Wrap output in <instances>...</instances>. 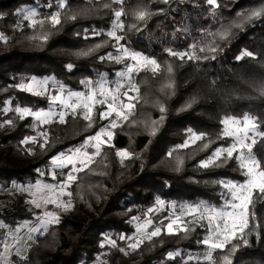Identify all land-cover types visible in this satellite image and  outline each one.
<instances>
[{
  "label": "trees",
  "instance_id": "trees-1",
  "mask_svg": "<svg viewBox=\"0 0 264 264\" xmlns=\"http://www.w3.org/2000/svg\"><path fill=\"white\" fill-rule=\"evenodd\" d=\"M60 2L0 0V33L7 37L0 40V109L9 108L0 111V121H12L0 128L2 187L10 182L36 181L53 156L79 146L103 126L96 108L91 128L82 118L68 115L65 124L53 121L42 128L47 133L46 144L44 138L22 143L33 134L31 122L29 117L20 119L15 109H44L47 100L18 89L21 78L52 77L70 90H79L82 81L120 69L119 63L100 59L115 51L114 39L106 34L115 17L111 9L103 7L110 0H63L64 8L59 7ZM217 3L219 7L213 8L206 0H170L167 4L162 0H124L126 15L121 21L125 28L117 32L124 37L120 43L156 59L161 71L157 75L150 70L134 74L140 89L134 114L113 129V147L103 146L91 170L77 174V181L68 189L73 193L69 198L72 208L59 217L58 224L36 237L17 264H91L97 257L99 264H185L189 252L203 248L197 242L206 230L199 224L190 225L194 230L187 237L184 233L162 234L129 255L119 251V244L116 248L100 245L107 234L130 233V219L153 206L156 199L217 205L222 187L216 181L239 183L244 179L234 160L221 167L201 168L199 164L217 147L230 144V140L217 139L224 116L251 113L264 124V96L259 93L264 86V17L244 22L242 15L264 6V0ZM28 9H34L36 19L45 23L28 27L18 15ZM140 9L151 13L144 21L135 18ZM56 12L61 23L53 26L46 18ZM17 23L21 27H16ZM134 24L136 29L131 27ZM234 24L243 26L231 27L229 36L222 39L219 33ZM98 44L104 46L81 55ZM193 44L195 50L189 47ZM213 44L217 50L209 52L208 46ZM166 49L193 53L198 59L181 60L169 56ZM245 50L253 56L237 59ZM169 84L171 87H166ZM189 129L205 134V139L178 147L189 140ZM205 143L210 144L207 149H203ZM117 150H127L131 158L121 162ZM254 151L264 160V142ZM178 161L183 163L178 166ZM254 210L256 219L249 225L251 231L245 233L249 244L245 247L237 241L240 247L232 257L233 264H264V202L257 201ZM31 215L23 199L17 197L8 209L0 210V223L12 227L30 220ZM177 250L180 256L167 259V253ZM215 255L219 259L221 253Z\"/></svg>",
  "mask_w": 264,
  "mask_h": 264
},
{
  "label": "snow or ice",
  "instance_id": "snow-or-ice-1",
  "mask_svg": "<svg viewBox=\"0 0 264 264\" xmlns=\"http://www.w3.org/2000/svg\"><path fill=\"white\" fill-rule=\"evenodd\" d=\"M162 2L167 4L170 0H162ZM206 2L213 8L219 7L217 0H206ZM123 3L124 0H110V2L103 4L105 9L112 10V15L115 17L112 21V29L108 31L107 35L115 40V47L118 54L113 55L110 52L106 56H101L100 59L102 61L107 59L115 63H124L125 70L117 73L118 76L124 79V83L117 82L115 87H106V82L103 79L96 85H93L91 81H82V83L89 87L87 93L68 92L66 96L63 95L64 88L61 85L58 94L48 97V111H33L27 107H17L15 109L20 119L31 116L40 124H50L53 122V117L55 116L58 117L57 122L59 124H65L67 122L66 117L71 115L72 118H82L87 121L88 128L93 126L94 110L97 105L107 104L106 110L99 112L98 118L100 120L115 117L110 119L107 126L101 127L95 135L87 137L81 147L70 149L69 154L61 152L52 157L51 164L55 168H66L70 165L71 171L68 172L66 179L58 185L41 186L38 183L35 186L36 192L33 193L34 197L37 193H48L46 196L41 195L39 200L34 198L30 201L37 208L41 206V201L45 205L52 204L64 211L72 208L71 199L65 202L61 200V197L67 196L70 198L73 195L67 189L77 181L78 173L91 170V166L96 162V157L102 155V147L104 145L107 144L109 147H113L110 143L113 139V132L110 129L119 127L121 121H129L130 117L134 114L136 104L139 102L140 91L134 82V74H138L142 70H150L153 75H157L161 71V65L156 59L145 56L141 52L132 51L120 43L124 37L118 35L117 32L124 30L125 25L122 23L121 18L126 15L123 9ZM113 5H119L120 7L114 9L112 7ZM59 7H65L63 0H61ZM18 15H22L23 21H26L27 26L30 28H35L38 24L42 26L45 23V20L36 19L37 12L34 9L20 10ZM149 15L151 13L147 9H140L135 13V18L138 21H144ZM242 15L245 18L244 22L260 19L264 17V6L252 9L249 13ZM46 19L50 20L53 26L61 23L59 12L53 13ZM72 19H76V17L73 16ZM242 26V24L230 25L229 29L223 30L219 35L222 39H225L229 36L231 27L241 28ZM16 27H21V24L17 23ZM131 27L132 29H136L137 25L134 24ZM96 34L99 35L100 33ZM44 39H47V37L45 36ZM0 40L6 41L7 37L0 33ZM103 46L98 44L96 48L90 49L88 52H83L81 55H90ZM189 47L195 50L196 45L193 44ZM216 50L214 44L208 46L209 52H215ZM166 51L169 56L177 57L181 60H184L185 57L189 60L198 59L193 53L177 52L172 49H166ZM200 51L204 52L205 48L201 47ZM244 56L252 57L253 53L245 50L237 59H241ZM127 61H131V63ZM67 67L71 69L73 65L69 64ZM167 71L168 73L172 72L171 65L168 66ZM46 84L47 80L38 81L33 77L29 83L21 84L20 88L39 96L44 95L47 91L45 88ZM166 87H171V84L166 85ZM125 88L126 90H123ZM259 93L261 96H264V86L259 89ZM53 105H58L60 111L54 112L52 110ZM164 111L165 108L161 105L160 112L163 113ZM161 120H163V116H161ZM4 123L11 124L12 121L6 120ZM156 123V121H152L153 125ZM220 124L222 125V129L217 139L231 140V143L226 147H217L211 156L200 162L199 167H221L229 161L234 160L237 162L238 170L244 177L243 181L239 183L231 180L216 181L215 183L220 184L222 188L226 189L227 199L223 206L217 207L203 202L195 205L182 206L179 215L172 213L171 217L168 218L169 222L165 226L166 233L165 227L154 225L150 218H146L143 223L138 222L136 236H120L121 240L130 242L127 244V250L120 248L119 251L125 255H129L130 252H135L139 249L140 245L145 241H153L154 238L160 237L162 234L178 236L180 233H184L185 237H187L189 232L194 230L190 227L191 224H199V226L205 228L207 235L197 243L205 246L206 250L202 259L199 256L194 257L189 255L185 264H190L194 260L196 264H233L232 257L240 247V243L245 247L248 246L249 241L245 238V233L246 230L251 231L249 225L252 220L256 219L255 204L257 201L264 202V160L258 158L254 151L258 143L264 142V124H262L259 117L251 113H244L242 117L226 115L220 120ZM188 132L190 133L189 140H185L178 147L186 148L190 144H195L197 141H203L205 139V134H196L191 129ZM152 134H154V130ZM40 135L44 137V143L46 144L48 142L47 133L42 132ZM103 137L107 139L105 140ZM29 141L35 142V138H25L22 143H28ZM40 146L44 147L43 144ZM89 146L94 149L91 153L84 150ZM209 146V143H205L203 149H207ZM116 155L121 159V162L131 158V153L127 150H117ZM171 155L172 153L170 152L169 156ZM177 163L179 166L183 161H178ZM53 178L55 179V175ZM157 205L163 207L164 202L157 200ZM152 211L153 209H149V212ZM185 216L192 217V220H184L183 218ZM133 219L139 221L138 217H134ZM58 223L59 217L54 212L45 211L43 216L39 218V225L29 228V232L36 233L41 229L46 231L49 225ZM23 227H27V225H23ZM16 231L19 232L20 229L17 228ZM28 238L31 239L32 237L29 236ZM237 241L240 243H237ZM105 242L112 248L117 247L116 241L108 237H105ZM104 246L105 244L101 243L100 247ZM8 247L9 245L5 244V251L8 250ZM217 252L221 253L219 259L215 255ZM180 255L181 252L179 250L169 252L167 253V259H173ZM0 259L5 262L7 261V257L2 254H0Z\"/></svg>",
  "mask_w": 264,
  "mask_h": 264
},
{
  "label": "rangeland",
  "instance_id": "rangeland-1",
  "mask_svg": "<svg viewBox=\"0 0 264 264\" xmlns=\"http://www.w3.org/2000/svg\"><path fill=\"white\" fill-rule=\"evenodd\" d=\"M107 33H108V31L106 32V34ZM114 42H115V40H114ZM115 44H116V42H115ZM116 54H118V53H117L116 47H115V51L113 52V55H116ZM127 62L131 63V61H127ZM119 64H120V69L114 71L111 75H107L105 73H101V74L97 75L94 79H86L84 81H91L93 85H96V84H98L101 81V79H103L106 82V84H105L106 87H115L117 82L124 83L125 82L124 79L121 78L120 76H118L117 73L125 70V64L124 63H119ZM32 78L33 77H28V78H24V79L21 78L20 81L18 82L17 88L22 90L20 88V85L29 83ZM35 78L38 81L47 80V84L45 85V88L47 89V91L44 93V95H39L41 97H45L46 98L47 106L44 109H39V110H36V111H48L49 110V99H48V97L50 95L58 94L59 90H60V86L62 84H60L59 82L54 80L52 77H41V78L35 77ZM63 88H64L63 95H65V96L67 95L68 92L87 93L89 91V87L86 84L82 83V82H81V88L79 90H70L66 86H63ZM123 90H126V88L123 89ZM22 91H24V90H22ZM24 92H27V91H24ZM27 93H29V92H27ZM29 94H32V93H29ZM106 107H107V104H105V105H97L96 106V108H98L99 112L106 110ZM8 110H9V108H8L7 105L4 106L2 109H0V111H2L3 113L7 112ZM52 110L54 112H59L60 108H59L58 105H53L52 106ZM94 112H95V110H94ZM27 117H29V119H30L31 130L33 132L32 136H29V137L35 138V140L44 138L40 134L43 132L42 128L46 124H40L38 121H36L31 116H27ZM113 118H115V117L113 116V117H111L109 119L102 120L103 121V126L102 127L107 126L109 124V122H110V119H113ZM57 120H58V117L54 116L53 117V121L57 122ZM3 124H5V123L0 121V125H3ZM1 127L2 126H0V128ZM99 130H97L96 132H98ZM110 130L113 131V129H110ZM103 139L106 140L107 138L103 137ZM84 141L79 146H77L75 148H72V149H76V148L81 147L84 144ZM29 142H31V141H29ZM93 143H95V142H93ZM230 143H231V140H230ZM104 146H107V144L104 145ZM69 150H67L64 153L65 154H69ZM84 150L88 151L89 153L94 151V149L91 146L85 148ZM51 160H52V158L49 161V165L45 168V170L43 172H41L39 174V178L36 181L30 182V183L10 182L6 187L0 186V210L8 209L10 204L13 202V200L15 198L21 197L23 199V202L26 205L27 209L32 214L31 215L32 218L30 220L21 221L17 225L12 226V227L11 226H6V225L0 223V254H2L3 256L7 257V261L6 262L3 261L2 259H0V264H17L18 260L24 258L26 249L34 243L36 237L42 235L45 232V230H43V229H41L39 232H36V233H30L29 232V228L36 227V226L39 225V218L43 216V213L45 211L54 212L58 217H60L63 213L66 212V211H64V210H62L60 208L55 207V205H52V204L45 205V204H43L42 201H41V206L39 208H37L33 203L30 202L34 198L39 200L41 195H45V196L48 195L47 192H44V193H37L35 197L33 196V193L36 192V187L35 186L38 183L41 186H43V185H58V184L62 183L66 179V176H67L68 172L71 171V166L70 165L68 167H66V168H55L51 164ZM54 175H55V179L53 178ZM67 191H68V189H67ZM226 199H227L226 189L222 188V195H221L219 204H217V205L209 204V205L217 206V207L223 206V204L225 203ZM61 200L67 202L69 200V197H67V196L61 197ZM157 200H161V199H156L154 204H153V206L149 207L144 212H141V213L133 216L130 219V221H129L130 222L129 223L130 224V228H131L130 233H128V234L120 233L117 237H113L112 235L107 234V235H105L103 237L102 243H104L105 246H109L105 242V237H108V238H110L112 240H115L117 245L119 244L118 245L119 248H123V247L127 248V244L130 241L121 240L120 236L121 235L126 236V237L136 236L137 235L136 226H137L138 222L139 223H143V221L146 218H150V219H152L154 225L165 227L167 225V223L169 222L168 218L171 217V214L175 213L176 215H179L180 214V209H181L182 206L195 205V204H198V203L202 202V201L188 202V201H181V200H166V201L161 200V201L164 202V205H163V207H159L157 205ZM203 203H205V202H203ZM149 209H153V211L149 212ZM134 217H138L139 221L134 220L133 219ZM183 219L186 220V221H191L192 217L185 216ZM161 222H163V224H161ZM23 225H27V227H23ZM17 228L20 229L19 232L16 231ZM165 233H166V227H165ZM206 235H207V233L205 234V236ZM29 236H31L32 238L29 239L28 238ZM5 244L9 245L7 251H5ZM121 246H123V247H121ZM205 250H206L205 246H203V248L201 250L195 252L194 254H191L189 252L188 256L189 255H192L194 257L199 256L202 259ZM99 262H100V258L97 257L95 259V261L92 262L91 264H99Z\"/></svg>",
  "mask_w": 264,
  "mask_h": 264
}]
</instances>
